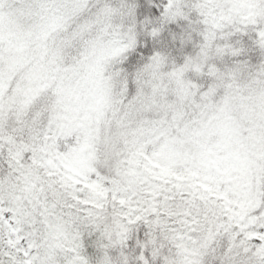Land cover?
Masks as SVG:
<instances>
[{"label": "snow or ice", "instance_id": "obj_1", "mask_svg": "<svg viewBox=\"0 0 264 264\" xmlns=\"http://www.w3.org/2000/svg\"><path fill=\"white\" fill-rule=\"evenodd\" d=\"M0 264H264V0H0Z\"/></svg>", "mask_w": 264, "mask_h": 264}]
</instances>
